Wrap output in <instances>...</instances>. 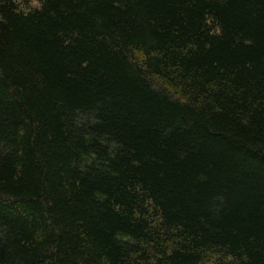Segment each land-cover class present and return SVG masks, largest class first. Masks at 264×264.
Returning <instances> with one entry per match:
<instances>
[{
  "label": "trees",
  "instance_id": "obj_1",
  "mask_svg": "<svg viewBox=\"0 0 264 264\" xmlns=\"http://www.w3.org/2000/svg\"><path fill=\"white\" fill-rule=\"evenodd\" d=\"M0 0V264H264V0Z\"/></svg>",
  "mask_w": 264,
  "mask_h": 264
},
{
  "label": "rangeland",
  "instance_id": "obj_2",
  "mask_svg": "<svg viewBox=\"0 0 264 264\" xmlns=\"http://www.w3.org/2000/svg\"><path fill=\"white\" fill-rule=\"evenodd\" d=\"M17 2L22 10H28L39 5L38 1L36 0H17Z\"/></svg>",
  "mask_w": 264,
  "mask_h": 264
}]
</instances>
